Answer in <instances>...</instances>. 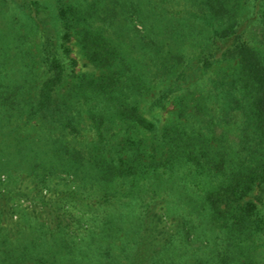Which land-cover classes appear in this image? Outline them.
I'll list each match as a JSON object with an SVG mask.
<instances>
[{"label":"trees","instance_id":"1","mask_svg":"<svg viewBox=\"0 0 264 264\" xmlns=\"http://www.w3.org/2000/svg\"><path fill=\"white\" fill-rule=\"evenodd\" d=\"M0 264H264V0H0Z\"/></svg>","mask_w":264,"mask_h":264},{"label":"rangeland","instance_id":"2","mask_svg":"<svg viewBox=\"0 0 264 264\" xmlns=\"http://www.w3.org/2000/svg\"><path fill=\"white\" fill-rule=\"evenodd\" d=\"M76 55L80 59L82 69L83 70H89L90 67L86 65L85 60L80 56V54L77 52Z\"/></svg>","mask_w":264,"mask_h":264}]
</instances>
